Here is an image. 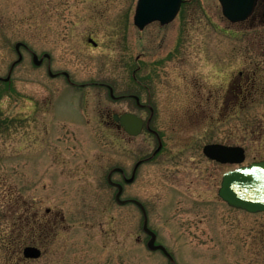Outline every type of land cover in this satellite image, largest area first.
<instances>
[{
    "label": "rangeland",
    "instance_id": "374dc122",
    "mask_svg": "<svg viewBox=\"0 0 264 264\" xmlns=\"http://www.w3.org/2000/svg\"><path fill=\"white\" fill-rule=\"evenodd\" d=\"M136 4L0 0V78L11 73L0 80V264H172L107 180L117 166L130 177L158 147L155 134L131 137L112 118L147 121V106L163 148L134 183L113 175L122 198L145 204L177 264H264V213L224 202L222 176L237 165L203 152L222 143L245 148V164L264 160V2L232 23L218 0H185L172 23L144 30ZM33 52L52 58L36 65ZM27 246L42 257L25 259Z\"/></svg>",
    "mask_w": 264,
    "mask_h": 264
},
{
    "label": "water",
    "instance_id": "95a60500",
    "mask_svg": "<svg viewBox=\"0 0 264 264\" xmlns=\"http://www.w3.org/2000/svg\"><path fill=\"white\" fill-rule=\"evenodd\" d=\"M219 1L222 5L223 15L232 23H239L247 20L253 14L259 2V0ZM182 2L183 0H138L134 19L135 24L140 30H144L148 24L154 21H159L162 25L168 24L178 15ZM91 42L96 45L95 41L91 40ZM22 46L26 45L22 42L16 44L19 59L13 64L12 70L23 59V54L21 52ZM45 58L50 59L51 56L45 54L42 58H39L36 53H33V59L36 65H40ZM50 74L52 76L55 75L51 69ZM65 74L68 76L67 73ZM10 78L11 74L7 78H0V80L8 81ZM110 91L111 96L117 98L114 95L112 87H110ZM133 97L140 103V98L138 96ZM113 119L128 135L133 137L142 134L145 127L144 119L136 113H115ZM161 148L162 143H160L157 152ZM203 152L209 159L221 164L240 165L246 160V150L242 146L211 143L204 146ZM142 163L143 161H140L136 164L133 176L129 179L126 178L127 183H131L135 180L136 171ZM116 171L123 172V169L115 168L112 173L109 174V181L111 183H113L112 174ZM115 185L119 189L116 195V200L119 204L135 203L142 209L144 215L143 229L150 236L148 247L153 251L161 250L174 262V258L168 249L162 244H157V234L149 227L148 213L143 203L136 199H122L124 188L121 184ZM218 194L229 206L236 209L245 210L250 213L264 212V160L253 162L250 165H242L237 169L226 172L223 175ZM23 254L27 259H39L42 257V250L36 246H27L24 248Z\"/></svg>",
    "mask_w": 264,
    "mask_h": 264
},
{
    "label": "flooded vegetation",
    "instance_id": "af4514ba",
    "mask_svg": "<svg viewBox=\"0 0 264 264\" xmlns=\"http://www.w3.org/2000/svg\"><path fill=\"white\" fill-rule=\"evenodd\" d=\"M264 2V0H260L259 1V3H258V6L257 7H259L260 6V4H262ZM156 23V22H155ZM52 69V68H51ZM55 74V73H54ZM131 96V95H130ZM239 96H240V93H239ZM123 97H126V96H122V97H120V98H123ZM237 98H239V97H237ZM142 104V103H141ZM143 106V105H142ZM144 106H147V105H144ZM147 107H149V106H147ZM116 125H118L116 122H114ZM140 168V167H139ZM121 174V173H120ZM121 175H123V174H121ZM136 178H137V175H136ZM120 183V182H119ZM116 188V187H115Z\"/></svg>",
    "mask_w": 264,
    "mask_h": 264
}]
</instances>
